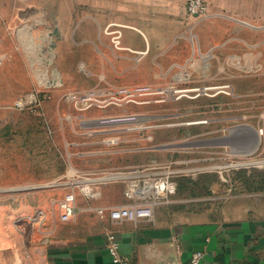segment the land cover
Returning <instances> with one entry per match:
<instances>
[{
  "label": "rangeland",
  "instance_id": "obj_1",
  "mask_svg": "<svg viewBox=\"0 0 264 264\" xmlns=\"http://www.w3.org/2000/svg\"><path fill=\"white\" fill-rule=\"evenodd\" d=\"M132 2L0 0V198L54 179L41 173L60 172L68 153L88 172L145 165L148 173L170 176L176 184L170 199L192 217H264V0L254 20L240 22L246 40L228 41L223 55L202 49L192 27L186 44L174 42L161 56L147 50L139 31L113 22L137 10ZM254 25L257 36L248 28ZM126 84L134 85L115 86ZM137 85L151 93L99 103L118 87ZM169 89L180 92L168 95ZM121 115L135 122L99 123ZM95 131L102 143L79 145ZM162 145L172 146L155 149ZM84 151L102 153L80 157Z\"/></svg>",
  "mask_w": 264,
  "mask_h": 264
},
{
  "label": "crops",
  "instance_id": "obj_2",
  "mask_svg": "<svg viewBox=\"0 0 264 264\" xmlns=\"http://www.w3.org/2000/svg\"><path fill=\"white\" fill-rule=\"evenodd\" d=\"M204 1L215 18L201 21L189 17L185 0H133L136 11L128 8L126 20L110 21L139 31L147 50L155 49L158 56L177 42V47L181 42L186 44L184 33L192 27L202 49L217 50L222 55L228 41L246 40L238 34L247 27L240 22L254 20L261 0ZM255 26L248 28L257 36L260 30ZM229 32L237 35L228 36ZM133 43L131 37L125 45ZM241 57L237 63L244 66L246 62ZM259 57L255 56L252 64L257 65ZM172 61L181 63L180 58ZM222 73L231 77L230 72ZM97 133L79 145L102 143ZM62 143L70 145L65 138ZM101 153L84 151L78 155L91 158ZM65 155L67 163L60 172L41 173L54 179L39 180L37 186L17 187V191L29 192L15 199L0 198V264H113L107 251L111 235L129 264H184L197 251L203 252L199 264H264V217L197 218L170 197L144 201L135 195L128 199V184L138 174L148 173L145 165L121 173L88 172L76 168L72 154ZM69 192L74 194L75 215L63 221L59 204ZM132 204L151 206L153 217L136 221L109 217V209ZM98 209H103L102 215Z\"/></svg>",
  "mask_w": 264,
  "mask_h": 264
},
{
  "label": "built area",
  "instance_id": "obj_3",
  "mask_svg": "<svg viewBox=\"0 0 264 264\" xmlns=\"http://www.w3.org/2000/svg\"><path fill=\"white\" fill-rule=\"evenodd\" d=\"M186 13L191 18H205L209 16L210 11L204 0H185ZM228 86L220 87L219 89H228ZM208 90V89H206ZM151 93L148 86L137 85L134 87H118L113 91V97H109L100 104H109V102L123 103L130 100L132 97ZM123 98V99H118ZM136 117L133 115L110 116L100 119L99 123L103 125H114L123 123H133ZM176 192V184L168 175H158L142 172L138 174V178L132 180L128 184L125 191V196L128 199L135 195L144 201L152 199L165 200ZM59 208L61 211V219L67 221L75 215L74 194L69 192L65 194L60 201ZM100 215L103 214V209L97 211ZM109 217L116 221L138 219H151L153 217L152 207L146 204H132L109 209ZM107 251L113 264H129L119 252V243L114 236L108 237ZM203 258V252L197 251L193 253L188 262L184 264H199Z\"/></svg>",
  "mask_w": 264,
  "mask_h": 264
},
{
  "label": "bare ground",
  "instance_id": "obj_4",
  "mask_svg": "<svg viewBox=\"0 0 264 264\" xmlns=\"http://www.w3.org/2000/svg\"><path fill=\"white\" fill-rule=\"evenodd\" d=\"M117 38H119V37L116 36V37L113 38V41H114V43L116 44V46L118 45ZM206 89H207V88H203L200 92H205ZM185 91H188V89H187V90H181L182 93L185 92ZM165 92H166L168 95H170L171 93L180 92V90L169 89V90H165Z\"/></svg>",
  "mask_w": 264,
  "mask_h": 264
},
{
  "label": "water",
  "instance_id": "obj_5",
  "mask_svg": "<svg viewBox=\"0 0 264 264\" xmlns=\"http://www.w3.org/2000/svg\"><path fill=\"white\" fill-rule=\"evenodd\" d=\"M172 145H162V146H158V147H156L155 149H165V148H167V147H171ZM147 149H150V148H147Z\"/></svg>",
  "mask_w": 264,
  "mask_h": 264
}]
</instances>
